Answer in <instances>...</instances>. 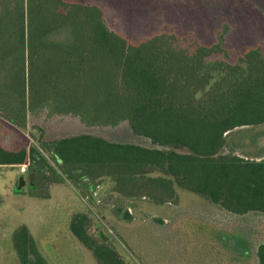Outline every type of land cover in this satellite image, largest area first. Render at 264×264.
Returning <instances> with one entry per match:
<instances>
[{"label": "rangeland", "instance_id": "1", "mask_svg": "<svg viewBox=\"0 0 264 264\" xmlns=\"http://www.w3.org/2000/svg\"><path fill=\"white\" fill-rule=\"evenodd\" d=\"M68 1L98 5L106 26L132 44L159 35V48H152L160 53V61L184 65L174 69L179 75L174 92L189 91L184 77L202 59L245 66L252 61L257 71L260 59L244 55L257 49L259 57H264V0ZM29 4L30 0H0V143L9 150L35 146L47 161H40L42 171L28 165L22 187L20 164L0 165V264H22L14 241L15 232L22 227H27L49 264H102L71 229L72 222L82 219L90 242L110 247L124 264H259L264 212L233 213L155 167L135 176H79L73 181L66 177L41 143L87 133L113 142L168 147L137 134L128 119L115 121V115L107 111L116 106L106 105V113L91 106L78 114L68 111L66 90L60 84L53 89L55 81L32 90L28 80ZM171 48L195 54L179 53L171 58ZM104 65L111 70L110 63ZM109 71L103 74L108 76ZM257 72H264V66ZM112 74L116 76V72ZM50 77L66 86L64 72ZM197 87L192 83L193 89ZM119 94L125 98V89ZM226 139L225 152L264 158V122L236 127ZM31 171L35 173L33 187L29 186ZM163 177L173 180V198L167 197L165 186L156 180ZM126 211L130 219L125 218ZM33 258L30 253L29 259Z\"/></svg>", "mask_w": 264, "mask_h": 264}, {"label": "trees", "instance_id": "2", "mask_svg": "<svg viewBox=\"0 0 264 264\" xmlns=\"http://www.w3.org/2000/svg\"><path fill=\"white\" fill-rule=\"evenodd\" d=\"M30 1L27 38L31 42L28 80L32 90L55 81L53 89L60 84L66 90L65 102L69 106L65 105L71 107L68 111L78 114L87 112L91 106L103 113L106 105L116 106L107 111L115 115V121L128 119L137 134L168 147L113 142L87 133L41 143L69 180L117 173L122 177L143 175L149 167H155L174 177L184 188L233 213L264 212V158L250 159L224 150L226 135L231 130L264 122V72H257L264 66V57H259L257 49L244 55L260 59L257 71L252 61L245 66L223 65L217 60L208 63L202 59L192 64L189 75L184 77L183 84L189 91L178 93L172 89L179 77L174 69L184 65L160 61V53L152 48H159V35L132 44L106 26L96 4ZM170 52L171 58L179 53L195 54L175 48ZM104 63H110V71ZM209 65L212 68L205 70ZM227 66L230 71L225 69ZM60 71L68 75L66 86L50 77ZM106 71L108 76L103 74ZM192 83L198 87L193 89ZM121 89H125V98L119 94ZM56 96L55 92L53 97ZM28 160L31 170L41 171L40 161H47L35 146L9 150L0 143V165H19ZM156 180L165 186L167 197L173 198V180L164 177ZM125 218H131L128 211ZM82 221L72 222L71 229L94 250L100 262L124 264L110 247L90 242ZM14 241L22 264H49L39 253L27 227L15 232ZM30 253L34 256L32 261ZM257 257L259 264H264V243L258 245Z\"/></svg>", "mask_w": 264, "mask_h": 264}, {"label": "water", "instance_id": "3", "mask_svg": "<svg viewBox=\"0 0 264 264\" xmlns=\"http://www.w3.org/2000/svg\"><path fill=\"white\" fill-rule=\"evenodd\" d=\"M34 178H35V173L34 172H31L29 174V186L33 187L34 186ZM26 183V179H25V176L22 174L20 176V182H19V187H22L24 184ZM107 187V185H105L99 192H98V195L99 193H102V191Z\"/></svg>", "mask_w": 264, "mask_h": 264}, {"label": "built area", "instance_id": "4", "mask_svg": "<svg viewBox=\"0 0 264 264\" xmlns=\"http://www.w3.org/2000/svg\"><path fill=\"white\" fill-rule=\"evenodd\" d=\"M28 165L29 164H27V163L20 164V172L23 174L26 173L28 170Z\"/></svg>", "mask_w": 264, "mask_h": 264}, {"label": "flooded vegetation", "instance_id": "5", "mask_svg": "<svg viewBox=\"0 0 264 264\" xmlns=\"http://www.w3.org/2000/svg\"><path fill=\"white\" fill-rule=\"evenodd\" d=\"M30 173H31V172H30ZM22 174H23V173H22ZM24 174H26V173H24ZM24 174H23V175H24Z\"/></svg>", "mask_w": 264, "mask_h": 264}]
</instances>
